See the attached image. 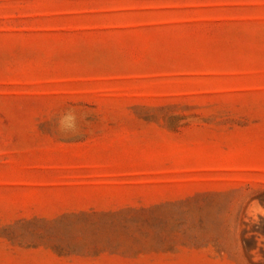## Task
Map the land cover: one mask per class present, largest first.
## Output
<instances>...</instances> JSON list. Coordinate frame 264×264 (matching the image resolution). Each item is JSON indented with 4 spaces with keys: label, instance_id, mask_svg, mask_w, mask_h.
Returning a JSON list of instances; mask_svg holds the SVG:
<instances>
[{
    "label": "rangeland",
    "instance_id": "1",
    "mask_svg": "<svg viewBox=\"0 0 264 264\" xmlns=\"http://www.w3.org/2000/svg\"><path fill=\"white\" fill-rule=\"evenodd\" d=\"M263 204L264 0H0V264H264Z\"/></svg>",
    "mask_w": 264,
    "mask_h": 264
},
{
    "label": "clouds",
    "instance_id": "2",
    "mask_svg": "<svg viewBox=\"0 0 264 264\" xmlns=\"http://www.w3.org/2000/svg\"><path fill=\"white\" fill-rule=\"evenodd\" d=\"M84 117L82 116L81 119ZM65 121H70V124L65 125ZM56 130L61 134H79V126L76 123V116L74 114V110H68V113L65 115H61L56 124Z\"/></svg>",
    "mask_w": 264,
    "mask_h": 264
},
{
    "label": "bare ground",
    "instance_id": "3",
    "mask_svg": "<svg viewBox=\"0 0 264 264\" xmlns=\"http://www.w3.org/2000/svg\"><path fill=\"white\" fill-rule=\"evenodd\" d=\"M261 204V203H260ZM264 205V204H263ZM262 211V210H261ZM257 213V212H256ZM264 213V212H263ZM263 215V214H262ZM261 215V216H262ZM254 217V216H253ZM258 221H259V218H258ZM254 222V221H253ZM260 222V221H259ZM243 225V224H242ZM258 225V224H257ZM254 226V225H253ZM256 226V225H255ZM252 228V227H251ZM254 233H256V231L254 232ZM256 234H258V233H256ZM259 236H261V235H259ZM259 242V241H258ZM260 243V242H259ZM263 246V245H262ZM263 253H264V251H262ZM264 255V254H263Z\"/></svg>",
    "mask_w": 264,
    "mask_h": 264
}]
</instances>
